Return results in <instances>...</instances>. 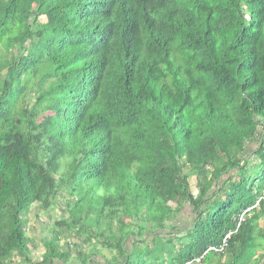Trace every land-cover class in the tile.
Segmentation results:
<instances>
[{
    "label": "trees",
    "instance_id": "trees-1",
    "mask_svg": "<svg viewBox=\"0 0 264 264\" xmlns=\"http://www.w3.org/2000/svg\"><path fill=\"white\" fill-rule=\"evenodd\" d=\"M263 192L264 0H0V264H264Z\"/></svg>",
    "mask_w": 264,
    "mask_h": 264
},
{
    "label": "crops",
    "instance_id": "crops-1",
    "mask_svg": "<svg viewBox=\"0 0 264 264\" xmlns=\"http://www.w3.org/2000/svg\"><path fill=\"white\" fill-rule=\"evenodd\" d=\"M192 215H193L192 209L186 206V208H184V210H182L178 214V216L176 217L175 222H173V224L175 226H178L180 229H182L184 231L185 229H183L182 224L187 223L186 230H188L190 228V223H191V220L193 217ZM262 225H263V223H262ZM28 226H29V220L27 223V237L32 240L31 244L29 245V249H30L29 251L31 253V260L34 263H37L38 261L42 260V257L45 254V248H44L45 240L46 239L49 240V239H51V237L49 235H46L45 237L39 236V235L36 236V234L33 231L30 233L31 229H33L34 231L36 229L35 228H29L28 229ZM185 231L179 232L178 234L176 232H174L173 234L179 235L180 233H182L178 237H184ZM72 240H73V242L69 241L68 244H73V243L77 244L78 243V241H76L75 239H72ZM129 241L130 242H128V243L131 244V248L129 249L130 244L127 243L128 255L132 253L136 240L130 239ZM136 244H138V245H136V247L138 249H142L143 247H145V245L142 244L141 242H136ZM174 244L177 247V249L180 247V244L178 242H174ZM93 251H94L93 254L91 252V255H90L91 257L87 258L88 259L87 264H111L112 263V257H114V255H111L108 251L101 250L100 246H98V248H96V249H93ZM143 254H144V249H143ZM262 254H264V253H259L258 255L260 256ZM143 259L145 261H147L148 257H146L144 254ZM71 260L73 261V264H81L79 261V258H78V254L75 253L74 250L71 251ZM121 262H123V264H124L126 262V259L121 261ZM55 264H62V263L56 262ZM117 264H120V262H118V260H117ZM208 264H227V259L224 257L223 259L220 260L219 257H214L213 260L211 262H209Z\"/></svg>",
    "mask_w": 264,
    "mask_h": 264
},
{
    "label": "rangeland",
    "instance_id": "rangeland-1",
    "mask_svg": "<svg viewBox=\"0 0 264 264\" xmlns=\"http://www.w3.org/2000/svg\"><path fill=\"white\" fill-rule=\"evenodd\" d=\"M191 184H192V190L194 192H196L197 182H196V178L194 176L191 178ZM62 218H63V215L58 211V209H55L53 211H43L39 208L38 205H35L32 207L31 212L28 216V220H29L28 229L29 228H35L36 230L34 231L33 229H31L30 233L33 231L36 234V236L39 235V236L45 237L46 235H49L50 237H53L52 236L53 235V232H52L53 229L51 226L53 225L54 222L61 221ZM186 225H187V223L182 224V227L185 230L187 228ZM180 234H182V233H180ZM68 240L70 242H73L72 238H68ZM67 243L68 242L66 240H63V242H61L60 245L62 247H64ZM74 244H76V243H74ZM128 244H130V243H128ZM130 248H131V244L129 246V249ZM132 261H137L139 263L141 261V257L135 256L132 259ZM263 263H264V261H263ZM260 264H262V263H260Z\"/></svg>",
    "mask_w": 264,
    "mask_h": 264
},
{
    "label": "built area",
    "instance_id": "built-area-1",
    "mask_svg": "<svg viewBox=\"0 0 264 264\" xmlns=\"http://www.w3.org/2000/svg\"><path fill=\"white\" fill-rule=\"evenodd\" d=\"M261 201L264 203V192H263V194H262V196H261V198H260L258 204H259ZM258 204H257L256 206H258ZM256 206H255V207H256ZM249 211H250V209L247 210V211H245V212L243 213V215L240 217V221H239L240 223H242V222L244 221L245 214H246L247 212H249ZM230 237H231V234H229V235H227V236L225 237L223 248H220V249H219V248H212V249H210L209 251H213V252L217 253L218 255H219V254H223L224 251H225L224 248H226V242L230 239ZM202 259H203V258H197V259H194L192 262H188V263H186V264H202Z\"/></svg>",
    "mask_w": 264,
    "mask_h": 264
}]
</instances>
